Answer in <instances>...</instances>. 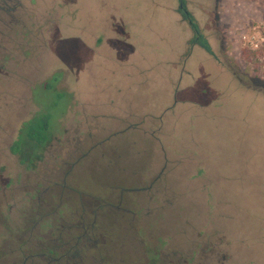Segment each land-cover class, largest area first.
Listing matches in <instances>:
<instances>
[{
	"label": "rangeland",
	"instance_id": "rangeland-1",
	"mask_svg": "<svg viewBox=\"0 0 264 264\" xmlns=\"http://www.w3.org/2000/svg\"><path fill=\"white\" fill-rule=\"evenodd\" d=\"M258 25L264 0H0V264H264ZM55 71L77 97L40 145Z\"/></svg>",
	"mask_w": 264,
	"mask_h": 264
},
{
	"label": "trees",
	"instance_id": "trees-1",
	"mask_svg": "<svg viewBox=\"0 0 264 264\" xmlns=\"http://www.w3.org/2000/svg\"><path fill=\"white\" fill-rule=\"evenodd\" d=\"M250 53L256 55L257 52L250 51ZM60 75H62L61 71H55L52 73V76L49 77L47 80H45L43 83L36 84L32 87L33 100L38 105H44L46 108L43 111H41L39 114V116H41L42 118V121L39 122L38 125H31L29 129L27 130V139L32 142H36L40 145H43L48 141V138H49L48 131L50 127H53L56 125L59 116L62 113H64L63 111H65V109L70 104L71 99H72L71 93L66 92V91H60L56 88V82L60 78ZM180 80H181V75L179 76V81ZM178 102L179 101L176 99V104ZM183 102H185V100ZM47 108L48 110L50 109L49 112ZM157 117L152 116V118H157ZM134 126H137V125H134ZM154 131L148 130V132H151L152 134ZM158 133L162 135L160 131H158ZM11 151L14 154H17L20 151V143L16 141L14 145L11 147ZM197 172L198 171L194 169L193 173L195 174ZM197 176H198V173H197ZM229 216H230L229 213H227V215H224L223 212H220V218L222 219L224 218V220L230 219ZM229 221H232V218ZM146 251L147 253L150 254L149 258H147L150 261L149 263L153 264L155 262L157 263L161 261L160 254L155 252V248L148 245L146 248Z\"/></svg>",
	"mask_w": 264,
	"mask_h": 264
},
{
	"label": "built area",
	"instance_id": "built-area-1",
	"mask_svg": "<svg viewBox=\"0 0 264 264\" xmlns=\"http://www.w3.org/2000/svg\"><path fill=\"white\" fill-rule=\"evenodd\" d=\"M244 44L251 50L261 51L264 48V32L260 25L252 27L242 35Z\"/></svg>",
	"mask_w": 264,
	"mask_h": 264
},
{
	"label": "crops",
	"instance_id": "crops-1",
	"mask_svg": "<svg viewBox=\"0 0 264 264\" xmlns=\"http://www.w3.org/2000/svg\"><path fill=\"white\" fill-rule=\"evenodd\" d=\"M118 87V86H117ZM119 88V87H118ZM120 90H122V89H120ZM120 90H117V91H120ZM72 94L74 95V98L75 97H77V94L75 93V91L74 92H72ZM72 101V100H71ZM113 102V100H111V98H109V102L110 103H112ZM71 103V102H70ZM68 107V106H67ZM67 110V108L65 109V111ZM65 111H63V112H65ZM137 111H133V112H127V113H124L123 112V114H122V116H119V115H116V114H110V116H108V117H110L111 119H113V120H115V122H116V120H119V122H121V123H124V125H127V122L129 121V119H132V120H134V117H137ZM100 116L103 118V117H105V115L104 114H100ZM104 119V118H103ZM58 121V120H57ZM118 125V124H117Z\"/></svg>",
	"mask_w": 264,
	"mask_h": 264
},
{
	"label": "flooded vegetation",
	"instance_id": "flooded-vegetation-1",
	"mask_svg": "<svg viewBox=\"0 0 264 264\" xmlns=\"http://www.w3.org/2000/svg\"><path fill=\"white\" fill-rule=\"evenodd\" d=\"M180 7L184 9L183 2H182V4L180 5ZM184 11L187 13V10H186V9H184Z\"/></svg>",
	"mask_w": 264,
	"mask_h": 264
}]
</instances>
